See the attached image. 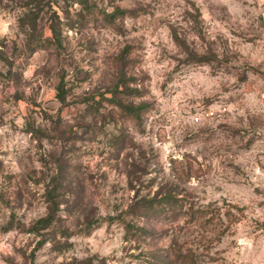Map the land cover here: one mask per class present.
Listing matches in <instances>:
<instances>
[{
  "label": "rangeland",
  "instance_id": "obj_1",
  "mask_svg": "<svg viewBox=\"0 0 264 264\" xmlns=\"http://www.w3.org/2000/svg\"><path fill=\"white\" fill-rule=\"evenodd\" d=\"M0 264H264V0H0Z\"/></svg>",
  "mask_w": 264,
  "mask_h": 264
},
{
  "label": "trees",
  "instance_id": "obj_2",
  "mask_svg": "<svg viewBox=\"0 0 264 264\" xmlns=\"http://www.w3.org/2000/svg\"><path fill=\"white\" fill-rule=\"evenodd\" d=\"M19 24H20V27H23L24 26V24H25V18L24 17H22V16L19 17ZM52 31L54 32V35H55L56 34V29L55 28H52ZM199 219H203V216H200ZM40 222L43 223L44 226L49 225V217L48 218H42L40 220ZM128 229H129V226H128Z\"/></svg>",
  "mask_w": 264,
  "mask_h": 264
}]
</instances>
